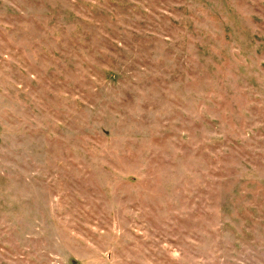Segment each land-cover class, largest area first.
Returning a JSON list of instances; mask_svg holds the SVG:
<instances>
[{
    "label": "rangeland",
    "instance_id": "rangeland-1",
    "mask_svg": "<svg viewBox=\"0 0 264 264\" xmlns=\"http://www.w3.org/2000/svg\"><path fill=\"white\" fill-rule=\"evenodd\" d=\"M0 264H264V0H0Z\"/></svg>",
    "mask_w": 264,
    "mask_h": 264
}]
</instances>
